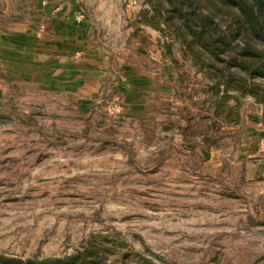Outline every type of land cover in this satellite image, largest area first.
<instances>
[{"label":"rangeland","instance_id":"1","mask_svg":"<svg viewBox=\"0 0 264 264\" xmlns=\"http://www.w3.org/2000/svg\"><path fill=\"white\" fill-rule=\"evenodd\" d=\"M7 1L18 5L36 0ZM65 1L84 10L107 48L118 47L116 41L125 40V31L135 27L145 44L156 35L153 45L169 57L180 78L182 101L165 112L167 119L178 116L177 148L165 151L174 141L168 136L154 146L148 124L143 146L127 154L123 138L120 143L102 141L92 123L62 121L58 116L71 114L66 108L4 102L0 257L14 264H78L73 258L82 256L84 264H264L263 186L245 176L246 163L237 159L239 137L228 129L238 121L241 134L248 111L261 109L264 114V80L255 74L250 79L259 82L261 101L245 93V87L231 90L233 98L216 115L224 87L214 93L207 76L211 71L167 30L159 32L144 21L141 11L149 8L147 0ZM167 42L176 63L165 50ZM217 68L221 63L212 72ZM235 70L246 74L229 67ZM112 98L95 115L117 125L122 105L108 106ZM78 125L84 131H77ZM113 133L123 134L122 128ZM200 134L205 144L220 149L217 169H200L198 159L204 157L181 152L183 145L197 148Z\"/></svg>","mask_w":264,"mask_h":264},{"label":"crops","instance_id":"2","mask_svg":"<svg viewBox=\"0 0 264 264\" xmlns=\"http://www.w3.org/2000/svg\"><path fill=\"white\" fill-rule=\"evenodd\" d=\"M0 16L5 17L0 20V105L22 100L24 107L38 101L66 108L71 114L58 116L62 121L92 123L97 139L102 141L120 143L123 138L127 154L132 153L129 149L136 151L143 146L148 124L154 146L168 136L174 141L168 142L165 151L177 148L175 131L180 122H175V115L167 119L165 112L182 101L178 94L180 78L169 57L153 45L155 34L148 38L151 45L145 44L138 39L135 27L125 31V40L116 41L118 47L107 48L104 35L84 10L65 0L18 5L0 0ZM111 97H117L122 105L117 125L95 115L96 108ZM121 128L123 134L113 133ZM75 129L81 132L85 128L78 125ZM228 129L239 137L237 159L246 163L245 176L263 186L259 193H264L262 110L247 112L241 134L238 121L230 122ZM204 136L197 137V148L183 145L181 152L204 157L198 159L200 169H217L222 154L219 148L205 144Z\"/></svg>","mask_w":264,"mask_h":264},{"label":"trees","instance_id":"3","mask_svg":"<svg viewBox=\"0 0 264 264\" xmlns=\"http://www.w3.org/2000/svg\"><path fill=\"white\" fill-rule=\"evenodd\" d=\"M147 2L149 8L141 11L144 21L159 32L164 33V30H167L168 34L180 40L194 59H199L211 71L207 76L210 82L214 83L209 87L214 93L220 92V86L224 87L221 103L215 105L216 115H221L219 108L226 104L227 99L233 98L231 90L245 87V93L260 101L263 99L258 91L259 82L250 79L255 74L264 80V0H147ZM237 37L241 38L240 42L232 45ZM165 50L176 63L177 60L171 55L170 42L165 44ZM217 63L222 65V68L216 69L220 74L212 72ZM223 67L227 74L223 72L225 70ZM229 67L241 69L246 74H240L236 70L229 71ZM232 83L238 85L231 86ZM79 258L73 260L78 264L86 263L84 256ZM14 263L12 259L0 257V264ZM69 263V260L58 262ZM27 264L33 263L28 261Z\"/></svg>","mask_w":264,"mask_h":264},{"label":"built area","instance_id":"4","mask_svg":"<svg viewBox=\"0 0 264 264\" xmlns=\"http://www.w3.org/2000/svg\"><path fill=\"white\" fill-rule=\"evenodd\" d=\"M106 103L108 104V106H112L116 109H118L120 106V100L117 97L112 98L111 100L107 101Z\"/></svg>","mask_w":264,"mask_h":264}]
</instances>
